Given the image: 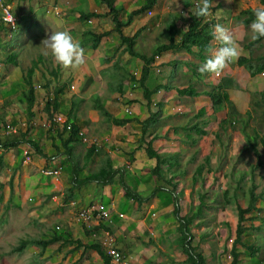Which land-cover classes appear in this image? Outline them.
<instances>
[{
	"label": "rangeland",
	"instance_id": "374dc122",
	"mask_svg": "<svg viewBox=\"0 0 264 264\" xmlns=\"http://www.w3.org/2000/svg\"><path fill=\"white\" fill-rule=\"evenodd\" d=\"M4 1L12 7L17 27L11 29L2 23L0 8V132H4L7 124L20 126L22 132L28 129V138L32 136L42 144L44 155H39L26 143H21L19 147L12 146L10 151H0L4 160L0 169V193L3 195L0 204V264L73 262L75 255L71 252L70 243L76 238L77 228L73 220L77 205L70 202L72 196L67 195L64 187L67 183L71 184L72 170L78 172L80 178L98 171L105 159L112 161L113 169L118 171L114 176L117 180L114 183L115 190L112 191L116 196L123 195L118 175L125 181L130 180L129 176L133 173H140L143 179L148 180L145 187L153 193L146 200L148 203L158 193L159 202L152 208L157 217L149 214L154 227L164 212L174 207V189L179 216H188L201 206L200 212L188 224V232L191 236L190 245L204 257L206 264H231L239 207H247L249 189L255 184L254 191L259 194V199L255 204L256 209L246 215L255 218L244 222L249 229L243 241L247 245L259 246L260 254L252 261L249 251L239 246L244 253L240 259L242 264H264V146L261 142L257 144L261 153V165L257 167L250 145V139L256 133L264 138V77L259 74L251 77L246 66L237 63L239 58H244L255 65L264 56V38L249 45L252 22L244 25L239 13L242 9L263 4L259 0H222V3L228 4L229 10L220 14L212 10L213 15H216L214 19L233 30L240 44L239 58L220 77L201 74L199 71L210 55H206L205 61L200 64L197 56L190 54L191 59L185 67L187 70L180 66L182 61L177 60L178 56L186 53L181 48L176 51L171 49V53L164 56L160 54L158 58L156 56L149 65L145 86L149 90L158 87L160 92L152 96L148 103L139 85L144 63L132 58L124 50L120 38L112 29L108 10L100 4V0ZM163 1V11L150 9L153 14H149L148 10L123 28L125 34L132 35L144 26V31L136 40L135 49L146 58H152L160 43L168 42V35L164 34L167 19L178 15L176 18L183 30L188 22L187 12L193 11L199 3V0ZM145 4L146 0H115L113 6L117 9L118 18L126 20L131 11ZM93 12H99L100 22L96 21L97 18L79 20L81 13ZM209 17L212 18V15ZM90 27L102 31L109 29L110 32L97 50L90 48L89 43H83L82 29ZM152 28L156 30L152 31ZM55 31H68L81 44L86 53L84 65L65 69L54 61L51 53L42 46V41ZM13 53L16 54V63L7 60V56ZM34 63L37 64L34 74L37 100L35 116L30 118L24 97L26 85L23 77L26 69ZM224 84L227 85L226 91L232 104L216 106L206 94L221 95ZM189 85L202 92L199 101L177 95L176 89ZM60 86L63 91L57 94L58 105L51 109L50 115L45 110V104L47 100H52L55 89ZM166 86L171 90H167ZM97 100L114 118H130V127L112 124L96 106ZM185 100L190 105L188 108L180 106L181 101ZM199 105L205 109L202 115L199 114ZM70 110L75 113L87 141L76 143L72 158L68 159L62 145L65 135L61 136L60 128L48 127L46 124L53 116L67 118ZM151 114H157V122L142 133L143 120ZM227 117L228 121L222 123ZM195 123L206 130L205 135L191 129ZM153 132L156 133L153 137L158 138L153 141V150L157 149L166 161L161 166V176L152 173L156 161L149 159L146 153L147 142ZM17 137L20 135H0V141L4 143ZM91 143L95 144L96 152L93 159L86 163L85 154ZM26 145L33 150L34 166L31 168L23 166L20 160L21 147ZM36 164L43 168L59 169L62 179L60 185L55 179L43 176ZM199 165H203V170L196 175L195 170ZM103 185L97 182L90 193H102ZM62 190L64 195L60 196ZM101 200L99 203L107 206L111 204L109 195ZM114 207L129 216L133 203L126 197H118ZM172 217L166 221V228L174 231L176 252V249L181 251L182 236L178 220L174 214ZM89 233L90 236L84 234L83 238L95 243L97 238L92 235V231ZM54 235L60 236L63 242L58 241L47 250L29 245L21 254L10 252L21 239H49ZM170 238L173 241V236ZM177 253L182 257L180 252ZM62 256L64 258L61 260Z\"/></svg>",
	"mask_w": 264,
	"mask_h": 264
},
{
	"label": "trees",
	"instance_id": "16d2710c",
	"mask_svg": "<svg viewBox=\"0 0 264 264\" xmlns=\"http://www.w3.org/2000/svg\"><path fill=\"white\" fill-rule=\"evenodd\" d=\"M216 0H212V3H214ZM261 4L264 5V0H259ZM115 0H100V4H103L107 8V14L110 16V21L112 22V29L117 33L118 38H120L121 45L124 46V50L132 56V58H138L143 61L144 66L142 67V75L139 79V85L142 89V95L147 100V102H151V97L157 95L158 92H160V89L156 87L153 90L147 89L145 86V82L147 81V75L149 71V65L152 61L156 58V56H159L160 54L170 50V49H176L181 48L184 49L186 52L191 53L192 48H196L197 52L202 55V58L204 59V54L206 52H209L210 49H212V41L214 40V37L212 35V30L215 25V23L212 21H208L205 18H199L194 13L196 8L193 12L188 13V27L187 30L182 33L180 36V39L176 41L175 36L178 34L179 29L178 27L173 23V21L170 19L168 21L167 25V32L169 34V40L167 43L159 45L156 50L155 54L152 56V58H146V56L140 52H138L135 49L136 40L141 35L142 31H144L143 27L138 28L132 35H127L123 32V27H126L130 25L133 21V18L138 17L142 15L144 12H147L150 9H154L156 5L158 4L159 0H146V4L142 6L139 9H135L131 11L126 20H121L118 18L117 9L113 6V3ZM255 8H247L240 10V16H242V23L244 25H248L250 22H252L255 19L254 16V10ZM212 10V9H211ZM99 15L96 13H81L79 15L80 21H89L91 18L98 17ZM83 34V43L87 44L89 43L90 48L96 49L98 45L101 42V39L104 38L109 34L108 30L102 31L100 33H95L91 30H84L82 32ZM263 38L257 41H250L249 45L256 44L260 42ZM16 54H10L7 56V60L16 63L15 61ZM237 63L242 66L245 65L246 69L248 70L251 77H254L261 72L264 71V56H262L261 62L255 65L250 64L246 59L239 58ZM37 64L34 63L32 66H30L28 69H26V72L23 77V81L26 85V89L24 91V97L26 99V108H28L29 116L30 118H33L35 116L34 112V106L36 104L37 96H36V86L34 82V74L36 72ZM133 79V77H132ZM167 90H171L169 86L165 87ZM222 94L221 95H215V93H207L209 98L212 99V103L216 106H220L223 103H227L229 106H231L232 102L230 101L229 94L227 93V85L224 84L222 87ZM63 91V87L60 86L55 89L54 91V97L52 100H47L45 104V110L52 115V110L55 109L58 105L57 100V94ZM176 93L179 97H189L193 98L196 97L198 94L195 92L192 85H189L182 89H176ZM96 106L100 111L107 117V119L114 125H125L128 122L131 121L130 118H114L108 110L97 100ZM200 115L204 114V110L200 111ZM157 114H151L147 119L143 121L144 128L142 130V133H145V130L149 127V125L154 124L157 120L156 118ZM230 117V116H229ZM227 117L225 120L222 121V123H226L228 121ZM67 122L71 124V129L69 132L65 131V128L61 129V136L65 135L63 138L62 145L64 147V151L68 157V159L72 158L73 155V149L74 145L76 143L82 142V136L80 134L81 128L78 122L76 121L75 113L71 112V110L68 113V116L66 118ZM191 128V127H190ZM21 129V127H20ZM194 131L198 134L205 135L206 130L199 127L197 124H193L192 128ZM29 130L26 129L22 132L20 130V137L14 138L11 141H5L3 143L4 146H18L21 143H28L31 146L34 147L35 151L39 153L40 155H44L40 145L34 141L28 138ZM155 140V137H151L150 140L147 142V149L146 153L148 155L149 159H154L156 161L155 167L152 169V173L161 176V166H163L166 161L165 159H161V157L153 150V141ZM251 147L252 151L256 157V166L261 165V153L258 150V142H261L264 146V138H261L255 134L254 137H251ZM96 152V146L91 144L89 146V149L87 150L85 154V158L88 160L90 159ZM206 161H209V158H206ZM2 160H0V169L2 167ZM203 170V165H199L195 173L196 175L201 174ZM75 177L78 178V173L74 172ZM118 174L117 170H114L112 168V164L110 161H107L106 165L101 168L98 172L92 173L89 176L83 178L82 180H79L77 185H82L90 182H99L102 184H111L113 182L114 176ZM118 181H120V184L123 188V194L127 199H133L136 201H141L142 197L132 190L123 180L121 175H118ZM175 188V187H174ZM2 189V185L0 184V190ZM158 189V188H157ZM255 184H252L249 193L250 198L249 202L246 208L239 207V222L236 228V238L231 250V257L232 262L231 264H241L240 256L242 255V251L239 249V246L248 250L251 253V256H254L256 253H258L259 248L254 245H247L243 241V236L245 232L249 229L244 222L247 220H253L255 217L252 215L246 216L249 214L252 210L256 209V202L259 199V194H256L255 191ZM172 194L174 195L175 199V205H174V214L179 222V226L181 229V233L183 235V251L186 255V261L190 264H206L204 258L200 253H197L196 250L190 245L191 242V236L188 232V224L192 220L193 217L197 215L198 212H200L201 206H198V209H196L195 212H192L188 216H179V205H178V199L176 198V192L175 189L172 190ZM3 202V195L0 193V204ZM200 205V204H199ZM60 236H52L49 239H41V238H26L21 239L19 244L12 248L10 251L12 254H21L26 247L29 245H37L42 247L43 249L48 248L52 244L60 241ZM85 249H91L94 250L101 258L103 264H111V261L109 257L106 255V253L102 250L100 245L94 244L86 246Z\"/></svg>",
	"mask_w": 264,
	"mask_h": 264
},
{
	"label": "crops",
	"instance_id": "0c3cea01",
	"mask_svg": "<svg viewBox=\"0 0 264 264\" xmlns=\"http://www.w3.org/2000/svg\"><path fill=\"white\" fill-rule=\"evenodd\" d=\"M174 2H175V0H174ZM163 3H164L163 0H159L157 6L153 10H157V8H158L157 12L163 11L165 9ZM212 10H214L217 14L218 13L220 14V13H223V12L229 10V6L225 2L222 3V0H216ZM193 11H190V12H193ZM93 13H96V14L99 15V12H93ZM188 13L189 12H187V16H188ZM177 16L178 15H174V16L172 15L166 21V28H167V25H168V21H170V19L178 27L179 32L175 36L176 41H178L180 39V36L182 35V33L184 31L187 30V27H188V22H187L186 27H183L184 29L182 30L180 28L179 24H178V18H176ZM100 17H101V15H99L98 17H95V18L98 19V20H96L97 22H100ZM214 17H216V15L215 16L212 15V18L211 17H207L205 19L208 20V21H211V22L213 21L215 24H217L218 23L217 19H214ZM95 18H93V19L95 20ZM91 23L92 22H90L89 24H91ZM141 27L144 28V26H141ZM96 29H97V27H90V28H86L85 30H91V31H93L95 33L102 32V30H100V29L96 30ZM151 30L154 31V30H156V28H152ZM83 31H84V29H82V32ZM103 31H105V30H103ZM108 31H109V29H108ZM123 32H124V30H123ZM166 33L168 35V40H169V34H168L167 30L165 31L164 34H166ZM107 36H105L104 38L101 39L100 44H103V41L105 40V38H107ZM165 43H167V42H165ZM100 44L98 45L96 50L100 48ZM105 44L111 45L110 42H106ZM162 44H164V43H162ZM159 45H161V43ZM217 47H219V44L214 39L212 41V49L217 48ZM176 50H177V48L175 49V51ZM180 50H184V49H180ZM168 52L171 53L172 51L168 50V51L162 53V55L164 56ZM190 54H193V55L197 56V58L199 60V63L201 64V63H203L205 61L204 59L206 58V55H210V51L206 52L204 54V59L202 58V55H200L197 52V49L194 48V47L192 48V52L191 53H188V52L182 53V55L178 56V59H177V60H181L182 61L180 63V64H182L180 66H183L182 68H185L187 66V64H188L187 62H189L188 60L191 59V55ZM163 56H162V58H163ZM185 70H187V69L185 68ZM193 88H194L195 92L198 95L196 97H193V98H190V99H194L196 101L197 100L199 101V99L203 96L202 92L198 91L197 88L194 87V86H193ZM178 89H180V88H178ZM187 102L188 101H186V100L185 101H181L182 104H180V106H184L185 108H188V106H190V105ZM195 105L197 106V104H195ZM198 108H199V111L204 110V112H205V109L203 108V105H199ZM156 122H157V120H156ZM131 123L132 122H128L124 126L126 128H129ZM195 124L198 125V123H195ZM143 128H144V126H143ZM2 133L3 132L1 131L0 135L3 136ZM153 136H156L155 132H153L151 137H153ZM29 139L36 141L40 145V147H41V149H42V151L44 153V147L42 146V144H40V142L36 138L31 136V138L29 137ZM157 140H158V138H156L154 141H157ZM26 144H28V143H26ZM19 145L17 147H19ZM29 145L21 147L20 160H21V164L23 166L31 168L32 166H34V161H32V163L30 165H24L22 163V156H21L22 149H24V147H29ZM4 147H6V146L3 145V149H4ZM30 147H32V149H34L33 146L30 145ZM30 147H29V149H30ZM11 149H12V146L10 145V149H8V150L10 151ZM88 149H89V147H88ZM8 150L4 149V150H0V151L5 152V151H8ZM154 151L161 157V153L159 151H157V149H155ZM31 152H32V155H33V150H31ZM93 157H94V155L88 160L85 158V162L87 163L88 161L92 160ZM0 160H2L1 163L3 165L4 164V160H3V157H1V155H0ZM152 160H154V159H152ZM107 161H110V160L109 159H105L104 165H101L99 167V170L106 165ZM110 162H111L112 168H113L114 165H113L112 161H110ZM35 166L39 169V171H40V169L43 168V167H40L39 164H36ZM129 170L133 172V170L131 168H129ZM135 170H137V169H135ZM98 171H96V172H98ZM72 172H73L72 173L73 174V178H72L71 184L67 183L64 188L67 189V192H66L67 195L68 196L69 195L72 196L70 202H72L74 205H77V208H75V212H76V210L78 208L86 207V206L92 205V204H99V200L103 199V197L105 195H109L110 196L111 204L108 205V206L106 205V206L110 207L113 211L111 210L112 220H111L110 223L109 222H103V221L95 222L94 225H93V228L91 230H87L86 228H84V226L81 225L80 223H78L76 221V219L74 218L73 222H74L75 228H77V230L75 232L76 233V238L73 239V241H71L70 244L72 245V251L71 252H73V256L75 255V258H74V261L71 262L70 264H91V260H93L92 261L93 264H103L100 256L94 250H91V249H87L86 250L85 247L89 246V245L97 244V245H100L102 250L105 252V248H104L102 242L104 241V238L107 237L106 234H109L110 238H112L111 239L112 245L118 251H121V253L124 255V257L126 259H128L131 264H177L178 262H181V263L182 262L183 263L186 262V255H185V253L183 251V246H182V244H183V235L181 233L180 227H178V229H179L180 234L182 236L181 246L179 247V248H181V251L180 250L178 251L176 249V252L174 250L175 249L174 245H175V241H177V239H174L175 238L174 231L171 230V229L166 228V221L167 220H171V218H173L172 216L174 214V207L172 208V210H171V207H169V209H167L164 212V215H163L162 219H160L157 222H155L157 225H156V227H154L153 222H152V220L149 217L150 216L151 217H157V214H155V212L152 211V208H154L156 206V204L159 202V195H158V193L155 194L151 198L149 203H148V201H146L148 199V197L150 195H152L153 193L152 192L150 193V189L149 190L146 189L145 184H146V182H148V180L143 179L142 178L143 176L140 173H133V175L129 176V178H131L130 180H125V183L132 190L137 192L142 197L141 201H136V200H133V199H129L133 203V208H132V211L129 214V216H126L124 212L118 211L114 207V202H116V199L118 197H120V198L121 197H125L124 194L122 196H116L115 193H112V191L115 190L114 183L117 181V180H115V178L113 179V182L111 184L103 185L102 193H99L98 195L97 194L94 195L93 192L92 193H90V192L95 188V185H96L97 182H90V183H86V184H82V185H77L79 180H82L83 178L89 176L92 173H90L88 175H85V176H82L80 178H76L75 174H74L75 170H72ZM96 172H93V173H96ZM12 178H13V174L11 176V179ZM54 181H56L57 184H59L60 181H62L61 176L59 177L58 180H54ZM118 182H120V181H118ZM60 188L61 187H59L58 189H60ZM118 192H120V191H118ZM62 195H64L63 190L61 191L60 196H62ZM173 197H171V199H172L171 202L172 203H173ZM77 198L78 199H82V200H78ZM83 198H84V200H83ZM174 203H175V201H174ZM146 206H147V208L145 210ZM118 214H122V216H118ZM149 214H150V216H149ZM180 216H182V215H180ZM120 218H121V220H118ZM175 219H177V218L175 217ZM90 231H92V235L95 238H97L98 242L96 241L95 243H89V241H87V239L83 238L82 235H84V234H87V235L90 236V234H91V233H89ZM170 235L173 236V241L170 238L171 237ZM81 239H83V241H81ZM60 241H61V239H60ZM69 241H70V239H69ZM61 242H63V239H62ZM249 245H254V244H249ZM254 246H256V245H254ZM256 247L259 248V251L254 256H251V253L249 252V254H250L249 259L252 260V261H254L258 257V255L260 254V247L259 246H256ZM48 248L43 249V251L47 250ZM177 252H180V254H182V257L178 256ZM83 253H85L84 257H82ZM176 253H177V255H176ZM243 254L244 253H242V255ZM176 256H178L179 258H177ZM60 258L62 260L64 257L62 256ZM240 260H241V264H242V259H240Z\"/></svg>",
	"mask_w": 264,
	"mask_h": 264
},
{
	"label": "clouds",
	"instance_id": "9594fccd",
	"mask_svg": "<svg viewBox=\"0 0 264 264\" xmlns=\"http://www.w3.org/2000/svg\"><path fill=\"white\" fill-rule=\"evenodd\" d=\"M213 7L212 0H199L194 14L199 18H207L213 15ZM253 11L255 19L250 24V39L257 41L264 38V5L256 7ZM212 35L219 47L209 50L210 56L200 66L199 71L201 74L208 73L218 77L239 58L240 44L235 32L219 23L214 25ZM42 46L62 68L75 69L86 62L85 49L68 31L52 32L42 41Z\"/></svg>",
	"mask_w": 264,
	"mask_h": 264
},
{
	"label": "built area",
	"instance_id": "2783aa9c",
	"mask_svg": "<svg viewBox=\"0 0 264 264\" xmlns=\"http://www.w3.org/2000/svg\"><path fill=\"white\" fill-rule=\"evenodd\" d=\"M0 8H1L2 23L11 29H15L17 27V19L13 14L12 7L9 4H6L4 0H0ZM149 14H153V12L150 10ZM5 17H7V19H5ZM13 20H14V23H13ZM158 71L160 72V70ZM259 75L261 77H264V71L261 72ZM126 111L128 112V109H126ZM46 126L57 127V128H60V130L62 128H65L66 132H69L71 129V124L67 122L66 118H63L60 115L53 116L51 118V121L48 124H46ZM19 133H20V126L13 125V124H7L2 134L5 137H13V136L19 135ZM80 134L82 136V141L83 142L87 141V138L86 136H84L82 131H80ZM4 149L8 150L10 149V146H6L4 147ZM4 149H3V143L0 141V150H4ZM21 156H22V163L24 165H30L32 163L33 156H32V152L29 149V147H24V149H22ZM40 173L45 177L52 178L55 180H58L60 177V170L57 168H53V167L42 168L40 169ZM118 216H122V214H118ZM75 219L78 223L83 225L84 228H86L87 230H91L95 222H101V221L109 222V223L111 222L112 220L111 208L107 207L106 205L102 203L92 204L86 207H81L76 210ZM106 235L107 237L104 238V241L102 242V244L105 248L106 255L109 257L111 261V264H131L130 261L124 257L121 251H118L112 245L111 243L112 238H110L109 234H106Z\"/></svg>",
	"mask_w": 264,
	"mask_h": 264
}]
</instances>
